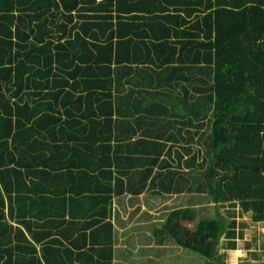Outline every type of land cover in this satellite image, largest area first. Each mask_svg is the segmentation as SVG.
<instances>
[{
    "label": "trees",
    "instance_id": "1",
    "mask_svg": "<svg viewBox=\"0 0 264 264\" xmlns=\"http://www.w3.org/2000/svg\"><path fill=\"white\" fill-rule=\"evenodd\" d=\"M146 63L152 96L113 81ZM148 185L193 264L219 204L264 221V0H0V264H112V197Z\"/></svg>",
    "mask_w": 264,
    "mask_h": 264
},
{
    "label": "crops",
    "instance_id": "2",
    "mask_svg": "<svg viewBox=\"0 0 264 264\" xmlns=\"http://www.w3.org/2000/svg\"><path fill=\"white\" fill-rule=\"evenodd\" d=\"M148 65H151V63L138 65L141 68H139L137 72H140L142 75L133 72L136 79L131 75L122 77L123 67L119 65L113 74V81L117 83L118 79H124L125 82H122L121 85L122 91L124 92H128L131 88H141L148 90L147 92H144L145 95L152 96L150 90L148 89L150 83H148V78L145 77V72L147 73V71L144 70V68H146ZM162 68L164 67L162 66L161 69ZM128 76H131L134 81L128 82ZM145 80H147V82ZM151 84H153V87L158 86V84H155V82ZM159 91L160 90L156 92V96L160 98L161 94ZM146 101L147 100L142 102L145 103V106L147 104ZM126 116L128 117L129 113H127ZM96 117L100 118V116ZM122 119L125 121L128 118L123 116ZM158 183H160V181H158ZM158 189V186L148 185V187L145 188L139 195H132L130 193H125L123 195H113V204L111 206L112 211L109 213L110 217L108 216L106 218L112 220L116 230L115 237L112 242V264H167V262H170L171 264H182L181 260L183 257L188 256L187 252H185L183 249H174L172 253H167L165 248L174 246V244L167 243L166 240L159 244L157 241L156 243L153 241L157 238V231L162 226V223L166 221L168 213L175 207H180V202L182 199L181 196H178V194L174 193L171 197L162 199L163 204L167 207L164 205H158L156 198H151L154 203L151 202L152 204L150 205V201H147L145 196L149 193H154ZM221 209L220 211L223 213ZM251 222L253 221L251 220ZM255 223H257V225H255L257 227V238L254 237V247L257 246V241H264V221ZM145 247L146 249L149 248L150 250L144 251L142 253V250ZM179 250L181 252H178L177 255V251ZM174 253L176 255H173ZM174 256L176 257L171 262L170 260ZM103 259H105V257H102L100 260L102 261ZM258 259L259 262H261L260 264H264V250H260L258 252Z\"/></svg>",
    "mask_w": 264,
    "mask_h": 264
},
{
    "label": "rangeland",
    "instance_id": "3",
    "mask_svg": "<svg viewBox=\"0 0 264 264\" xmlns=\"http://www.w3.org/2000/svg\"><path fill=\"white\" fill-rule=\"evenodd\" d=\"M209 207L212 209L211 206ZM218 207L222 208L225 216L229 218L228 231L220 241L219 249L223 254V260L219 264H260L258 252L264 250V241H257L255 247L253 245L257 238V227L255 226L257 223L251 222L249 213L244 212L238 203H222ZM178 252L181 251H177V255ZM185 252L187 251L185 250ZM175 257H172L170 261L172 262ZM193 263L194 256L190 255L187 264ZM167 264L171 263L167 262Z\"/></svg>",
    "mask_w": 264,
    "mask_h": 264
}]
</instances>
